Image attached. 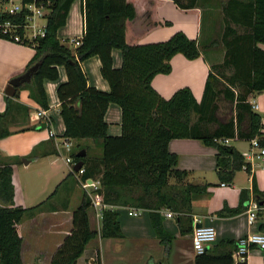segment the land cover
Instances as JSON below:
<instances>
[{
  "label": "trees",
  "instance_id": "16d2710c",
  "mask_svg": "<svg viewBox=\"0 0 264 264\" xmlns=\"http://www.w3.org/2000/svg\"><path fill=\"white\" fill-rule=\"evenodd\" d=\"M32 0H23L29 2ZM45 34L23 45L33 47L34 54L24 71L39 61L28 83L22 84L13 97L6 96V111L0 113V138L11 134L8 110L18 91L25 88L38 106L47 109L44 80H57L58 66H63L66 81L56 89L59 114L63 120V137L76 141L99 142L98 194L109 208L103 210L99 231L91 228L90 198L86 193L72 212L71 230L53 253L49 264H76L86 244L97 234L101 238H122L118 219L120 207L139 208L149 213L159 242L168 246L173 235L162 224V209L177 217L192 230L193 201L207 193L208 183L187 181L186 170L176 168L177 156L168 150V142L176 138L200 140L215 148L216 174L219 180L231 182L235 171H250L243 155L231 144L217 143V138H235L250 142L259 140L264 147V125L249 98L264 91V0H227L221 9V32L213 31L203 39H191L182 31L168 39L144 44H127L125 22L135 17L133 6L126 0H83L84 31L80 44L71 49L57 36L65 24L73 0H49ZM179 8H189L196 0H174ZM201 16V34L207 29L206 14ZM16 16L5 15L14 19ZM17 18V17H16ZM156 24V23H155ZM168 25L169 22H164ZM3 38V37H1ZM121 51V66H113L111 51ZM222 51L220 62L209 64L201 99L197 101L188 87H180L168 98L162 97L151 81L157 74L171 71V58L180 53L191 60L206 53ZM218 54V53H217ZM92 56L100 60V74L109 85L101 91L87 83L81 63ZM23 71V72H24ZM220 101L229 105V115L218 114ZM121 109V133H107L104 119L108 104ZM23 109V118L28 109ZM83 157L71 150V157L82 162L83 179H93L95 166L89 165L87 146ZM21 159L0 161V264H27L22 260V238L18 225L25 214L37 210L42 203L23 208L14 203L13 166ZM94 164V162H93ZM72 173V172H71ZM73 174V173H72ZM244 190H242L243 193ZM264 197V196H263ZM242 200L235 208L223 206L217 216H233L242 211ZM264 217V215H263ZM264 230V221L261 224ZM185 231V229H181ZM237 240L222 239L206 251L196 254L194 264H247L234 262Z\"/></svg>",
  "mask_w": 264,
  "mask_h": 264
},
{
  "label": "crops",
  "instance_id": "0c3cea01",
  "mask_svg": "<svg viewBox=\"0 0 264 264\" xmlns=\"http://www.w3.org/2000/svg\"><path fill=\"white\" fill-rule=\"evenodd\" d=\"M126 1L133 6L135 17L125 22V41L127 44H144L166 40L176 31H182L187 37L196 40L209 36L213 31L220 33L222 4L227 0H196L195 6L186 9L179 8L174 0ZM188 1L190 0H183ZM82 4L83 0L72 1L65 24L57 30L58 38L67 41L66 45L71 49L74 48L71 40L81 38L84 31ZM203 11L211 17L210 22L207 23L206 20L205 23L206 36L201 34ZM259 46L264 50V44ZM33 54V47L0 37V113L6 111L7 95L4 90L9 79L24 71ZM111 56L113 66L119 68L122 62L121 51L114 48ZM221 58L220 50L213 52L210 60L202 55L189 60L177 53L171 58V71L168 74L155 75L151 81L152 87L164 98L170 97L180 87H188L199 101L209 64L220 62ZM100 65L97 56L89 57L81 63L87 83L101 91H108L109 85L100 74ZM58 73L57 80L43 81L49 106L45 110L29 97L27 89H19L18 98L13 100L14 103L8 110V129L12 133L0 138V161L21 159L20 164L13 166L15 205L28 208L42 203L37 210L25 214L18 225L22 238L21 256L27 264L50 263L53 253L71 230L73 210L86 193L71 173L70 165L65 162L64 156L68 152L63 148V142L69 141L73 151H78L80 146H87L91 160L89 165L95 166L91 180L97 181L100 176L99 142L82 139L77 143L63 137L64 124L59 114L56 89L67 77L63 66H58ZM249 100L255 105L254 110L261 115L264 125V91L253 94ZM16 104L28 109L25 118L23 109H19ZM39 110H43L42 115H38ZM104 119L108 124L109 135L117 136L121 133V109L117 104H108ZM235 141L245 140H233L231 144ZM245 142L249 145L248 141ZM232 145L249 163L250 171L243 168L239 171L245 175L242 180L235 173L232 189H227V182H220L219 186L226 188L222 194L212 197L208 186L205 195L195 198L191 231L186 232L188 227L184 222L180 227L175 215L166 217L165 212L169 210L162 209L160 214L163 216V227L173 235L169 245L165 246L157 239L147 211L137 217H131L127 215L125 207H120L117 211L123 237L101 238L97 234L86 244L76 264H194L196 253L192 246V231L195 219L215 229V242L222 239L237 240L251 232H264L261 228L264 221L262 213L258 214L253 225L247 222V209L252 202L264 207V167L259 159L246 157L245 153L249 149ZM168 150L177 156L176 168L189 172L188 182L207 183L203 178L208 176L213 168L216 173V150L212 146L204 145L200 140L171 139L168 142ZM22 159H28L29 163L25 165ZM241 200L240 213L227 217L215 214L223 206L237 207ZM89 222L91 228L97 230L92 210L89 211ZM105 245L110 246L112 250L108 256L104 254ZM246 263L264 264V252L257 248L250 249Z\"/></svg>",
  "mask_w": 264,
  "mask_h": 264
},
{
  "label": "built area",
  "instance_id": "2783aa9c",
  "mask_svg": "<svg viewBox=\"0 0 264 264\" xmlns=\"http://www.w3.org/2000/svg\"><path fill=\"white\" fill-rule=\"evenodd\" d=\"M49 0H32L23 2V0H0V37L8 39L15 43H22L23 39L31 40L37 37H43L45 34L46 16L49 13ZM5 15L16 16L13 20L4 18ZM73 46L80 44V39H72ZM250 102V100H249ZM253 109L255 105L251 103ZM43 110L38 111V115H42ZM235 138H217L215 141L223 145H230ZM63 148L68 152L64 156L65 162L70 165V171L77 179L78 184L91 201V208L95 216L96 228L100 229L103 217V210L109 208L104 204L98 194L99 181L91 179H83V168L78 171L74 170L76 162L71 157L72 144L65 141L62 144ZM249 149L245 153L248 158H256L261 161L264 167V147L259 144L257 138H253L249 142ZM244 157V156H243ZM127 215L137 217L142 214L143 210L133 207H125ZM264 215V207L252 202L247 209V218L249 225L256 222L258 214ZM166 217H173L171 211L165 212ZM195 219L193 226L199 223ZM99 231V230H98ZM215 229L210 225L201 223L199 227H194L192 231V246L196 254L203 253L206 249L215 242ZM252 248H257L264 251V232H251L237 239V249L233 256L234 262H243L246 260L247 254Z\"/></svg>",
  "mask_w": 264,
  "mask_h": 264
},
{
  "label": "rangeland",
  "instance_id": "374dc122",
  "mask_svg": "<svg viewBox=\"0 0 264 264\" xmlns=\"http://www.w3.org/2000/svg\"><path fill=\"white\" fill-rule=\"evenodd\" d=\"M210 15L206 14V19H205V23H206V20H207V23L210 22ZM206 34V31H205V28L203 29V36ZM206 56L209 58V60L211 59V56H212V50L208 51L206 53ZM220 104V109L218 111V114L221 118H224V117H227L230 113L229 111V105L227 103H225L224 101H220L219 102ZM234 144L236 147L237 146H240L241 148H245L246 150L249 149V145L245 142V141H235ZM250 150V149H249ZM240 170H243V169H240ZM240 170H237L235 171L236 173V176H240V180L242 179H245V175L242 174L241 172H239ZM245 171V170H244ZM235 173L233 175V178H232V181L231 182H227L229 184V186L227 187V189H232L233 188V184H235V181H233L234 179V176H235ZM203 179H205V182L209 183V186H210V190L212 191V197H215V195H219V194H222L224 193L226 190V188H221L219 186L220 182H225V181H222V180H219V178L216 176V173H215V168H213L210 173L208 174V176L204 177ZM234 182V183H233ZM237 184V183H236ZM228 191V190H227ZM229 192V191H228ZM94 215V213H93ZM94 219H95V216H94ZM96 220V219H95ZM96 222V221H95ZM247 222H248V218H247ZM93 227H95V224H93ZM104 249V254L106 256L110 255L111 253V247L110 246H104L103 247ZM262 251V250H261ZM264 252V251H263Z\"/></svg>",
  "mask_w": 264,
  "mask_h": 264
},
{
  "label": "water",
  "instance_id": "95a60500",
  "mask_svg": "<svg viewBox=\"0 0 264 264\" xmlns=\"http://www.w3.org/2000/svg\"><path fill=\"white\" fill-rule=\"evenodd\" d=\"M41 58L39 59V61ZM39 61L35 62L33 65H31L26 71L22 72L21 74L12 77L9 79L7 86L5 87L4 93L5 95L9 97H13L16 93V90L24 83H28L31 80L32 74L37 70L39 66ZM86 154V150L82 149L80 151H77L76 156L77 157H83ZM23 163L27 165L29 163L28 159H22ZM82 166V162L79 161L76 163L74 170L78 171ZM201 223H196L194 227H199Z\"/></svg>",
  "mask_w": 264,
  "mask_h": 264
}]
</instances>
